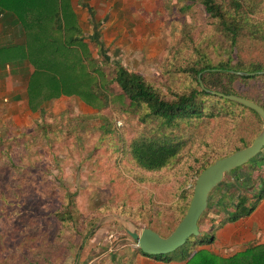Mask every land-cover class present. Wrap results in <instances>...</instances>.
I'll return each mask as SVG.
<instances>
[{"label":"rangeland","instance_id":"374dc122","mask_svg":"<svg viewBox=\"0 0 264 264\" xmlns=\"http://www.w3.org/2000/svg\"><path fill=\"white\" fill-rule=\"evenodd\" d=\"M69 3L79 32L76 38L88 55L82 64L86 71L97 66L104 77L98 84L108 100L101 109L97 106L101 100L90 106L74 97H60L44 102L34 113L21 101L0 104L5 105L0 109V264H86L99 256L128 258L136 247L124 231L147 229L167 237L182 218L178 208L188 206L199 168L226 155L240 138L249 139L250 122L259 131L260 122L247 112L239 121L204 120L180 131L184 145L179 161L158 172L117 163L124 158L120 141L147 135L152 126H142L134 115L122 113L126 99L116 87L105 86L113 68L140 75L171 99L195 88L177 70L186 61L194 63L204 54L209 64H215L227 60L229 50L199 0ZM244 43L242 56H256L259 46ZM235 54L232 51V58ZM91 75L98 77L94 72ZM4 82L19 86L18 79ZM25 84L16 88L25 92ZM243 89L253 91L250 83L235 88L237 92ZM246 174L253 183L264 178L253 163H246L225 175L219 185ZM246 191L250 192L248 187L236 192ZM183 192L185 202L180 198ZM64 195L72 196L76 216L82 220L79 238L56 223L54 213L65 206ZM218 195L215 191L211 200ZM213 210L206 209L197 221L198 233L207 232L210 219H217ZM185 248L192 254L201 246L191 238Z\"/></svg>","mask_w":264,"mask_h":264},{"label":"trees","instance_id":"16d2710c","mask_svg":"<svg viewBox=\"0 0 264 264\" xmlns=\"http://www.w3.org/2000/svg\"><path fill=\"white\" fill-rule=\"evenodd\" d=\"M199 5L211 19L215 32L226 44L229 50L228 59L209 64L203 54L194 63L192 60L186 61L177 70L195 88H187L171 99L163 97L140 75L119 66L113 68L110 80L105 86L116 87L126 99L127 107L122 113L134 115L142 126H152L147 135L134 137L125 143L120 141L124 158L120 162L116 161L117 163L128 162L142 172L155 173L179 161L178 153L184 142L178 134L191 129L195 123L204 120L239 121L244 112H247L259 124L254 112L201 91L197 78L205 90L247 99L264 112V75L238 77L231 74L264 71V0H199ZM0 20L4 26L10 25L9 35L17 40L16 43L0 49V65L13 66L21 62L30 69L26 77L24 101L25 109L29 113L38 111L44 102L60 97H74L90 106L101 100V104L97 106L101 109L106 107L108 97L98 84V80L102 81L104 77L96 65L86 71L82 64L83 57L88 58V55L84 43L76 38L79 32L69 0H0ZM244 42L259 46L256 56H242L241 44ZM232 51L236 52L233 58ZM233 59L235 61L232 63ZM92 72L97 74L96 79L91 75ZM249 83L252 92L245 89L241 92L235 90L237 86L245 87ZM249 126L250 130L253 127L249 139L243 141L240 138L238 144H233L236 146L226 155L214 157L211 162L201 166L195 179L216 159H222L245 148L258 133L255 123L252 126L250 122ZM259 151L247 163H253L264 174V147ZM232 173L234 171L229 174ZM229 182L221 186L218 184L209 192L206 209H214L212 214L217 219H210L205 232L207 234L195 238L198 246L209 244L213 231L219 226L247 218L264 196V178L253 183L249 174H246L245 177L237 176L233 180L230 178ZM247 187L250 192L237 194V190L245 191ZM215 191L219 195L211 200ZM64 196L65 206L54 213L56 223L62 230L68 227L73 236L79 238L78 226L82 220L76 216L73 201L70 200L72 196ZM180 198L181 202H185L187 194L183 192ZM186 208L185 205L178 209L185 214ZM182 215L180 217L184 216ZM189 240L168 255L148 258L160 264H264V246L261 245L247 246L240 253L223 259L202 250L190 254L185 248Z\"/></svg>","mask_w":264,"mask_h":264},{"label":"water","instance_id":"95a60500","mask_svg":"<svg viewBox=\"0 0 264 264\" xmlns=\"http://www.w3.org/2000/svg\"><path fill=\"white\" fill-rule=\"evenodd\" d=\"M231 74L238 77H249L264 75V71ZM197 84L201 91H206L223 101L254 112L260 122L259 131L245 148L235 151L222 159H216L197 176L191 187V198L185 214L182 219L178 220L167 237L161 238L147 229H139L137 232L124 231V234L128 235L135 242V247L144 257L154 258L168 255L184 246L190 238H199L200 233L197 232L196 223L206 210L208 195L211 189L216 187L225 175L243 167L247 162L256 157L260 153L259 150L264 147V112L260 107L244 98L224 96L218 92L207 91L202 87L198 78Z\"/></svg>","mask_w":264,"mask_h":264},{"label":"crops","instance_id":"0c3cea01","mask_svg":"<svg viewBox=\"0 0 264 264\" xmlns=\"http://www.w3.org/2000/svg\"><path fill=\"white\" fill-rule=\"evenodd\" d=\"M10 25L1 24L0 20V49L16 43V41L10 37ZM1 62V59H0ZM25 63H15L9 65L11 68L7 69L8 65H0V104L4 102L18 101L25 104V92L16 87H23L27 80V75L30 73V69L25 71ZM14 67V68H13ZM5 73V74H4ZM19 80V86L14 85L13 81ZM10 82L7 85L3 81ZM25 82V83H24ZM19 90V92H18ZM24 95V96H23ZM5 109V105L0 107ZM203 234H206L205 232ZM261 245L264 246V196L259 201L255 209L247 216V218L237 220L233 223L224 224L219 226L212 233V241L201 246V249L197 251H206L214 255L220 256L223 259L230 258L233 255L240 253L247 246ZM110 253V250L106 251ZM86 264H160L152 261L148 257H144L136 251V248L130 251V255L127 258H120L117 260L107 259L106 256H99L88 260Z\"/></svg>","mask_w":264,"mask_h":264},{"label":"flooded vegetation","instance_id":"af4514ba","mask_svg":"<svg viewBox=\"0 0 264 264\" xmlns=\"http://www.w3.org/2000/svg\"><path fill=\"white\" fill-rule=\"evenodd\" d=\"M200 235H203V234H200Z\"/></svg>","mask_w":264,"mask_h":264}]
</instances>
